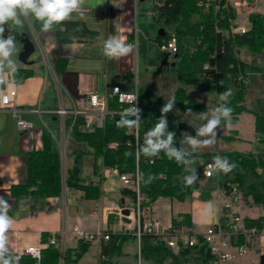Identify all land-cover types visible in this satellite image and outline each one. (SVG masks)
<instances>
[{"label": "crops", "instance_id": "0c3cea01", "mask_svg": "<svg viewBox=\"0 0 264 264\" xmlns=\"http://www.w3.org/2000/svg\"><path fill=\"white\" fill-rule=\"evenodd\" d=\"M225 1L239 16L245 13L248 17L251 13H263L262 6L257 5L258 0L249 1V7L240 5L241 0H236L235 3ZM158 6L159 0H85L83 16L73 13L69 20L55 25L51 31H43L40 22L34 20L25 21L23 27H18L35 46V52L28 59V63L19 61L16 65L17 70L28 71L30 76L23 83H17L13 73L9 74L5 69V77L11 82L8 89L19 115L32 122L33 129L26 133L19 131L17 115L11 109L2 108L0 91V197L11 205L8 216L13 224L7 233L11 254L30 246L45 247V233L50 237L56 236L59 242L64 243L65 249H77L83 240L75 237V228L91 233L113 232L137 241L131 235L124 217L116 211L123 207L119 204V192L127 186L115 169L104 170L102 198L98 201L81 200L78 208L67 205L66 190L62 197H25L15 200L11 196V188L26 182V155L42 149L44 131H50L57 139L64 164L63 172L66 173L67 165L72 162L67 154L82 146L70 136L72 125L70 129L65 124L62 125L58 114L61 108L68 111L66 118H73L75 111L87 108L88 95L109 94L116 86L124 93H133L140 88L155 93L151 80L161 74V78H164L161 65L177 68L176 56L164 54L159 48L165 36L174 32L171 26L158 19ZM73 23L77 24L73 26ZM235 23L237 24L236 21ZM233 27L236 28V25ZM58 31L63 34L62 38L69 39L70 42L59 43L56 38ZM29 33H32V37ZM114 35L133 46L127 56L110 59L103 54L104 41ZM15 41L21 43V40ZM38 50L41 53L40 58H33ZM172 56L174 61L170 63ZM59 59L64 60L66 65L57 71L56 63ZM258 68V72L248 76L246 105L248 103V108L264 113V71ZM188 96L203 104L201 100L189 94ZM196 97L200 96L197 94ZM180 118L183 123L190 125L184 118V112H180ZM221 125L224 126L222 136L225 141H219L217 148L208 147L207 150L214 153V157L221 156L222 152L257 154L259 150L264 151V144L257 142L254 114L245 112L230 127L225 123ZM212 159L203 160L200 187L189 199L180 202L160 198L144 210L145 221L158 220L163 227H168L179 215L188 214L192 228L186 229L194 235H203L209 227L215 225L220 217L216 181L203 175L204 163ZM239 209L244 220L264 217V206L243 204ZM89 243V250L77 264H102L101 247L107 241L99 239ZM116 254L122 257L123 252ZM137 254L138 252L136 256ZM263 256L264 235H260L255 240V248L241 258L240 264H261Z\"/></svg>", "mask_w": 264, "mask_h": 264}, {"label": "trees", "instance_id": "16d2710c", "mask_svg": "<svg viewBox=\"0 0 264 264\" xmlns=\"http://www.w3.org/2000/svg\"><path fill=\"white\" fill-rule=\"evenodd\" d=\"M157 11L158 19L173 29L178 44L177 73L181 86L174 94L175 107L166 116L169 130L176 133V147L181 146L180 140L184 136V132L179 128L183 123L180 112L185 113L190 108L192 113H198L206 109L203 104L188 96L186 90L188 86L201 87L217 95L231 89L232 95L227 102V106L232 108L231 123H236L238 116L242 113L254 114L257 142L263 145L264 113L247 107L248 86L243 81H238V77L241 75L248 79L249 74L259 71L258 67L242 58L241 48H248L253 54L264 51V15L251 13L250 28L245 33H236L232 30V22L236 20L237 13L234 8L226 5L225 0H159ZM5 26L11 27L10 35L15 40H21L23 33L18 30V27L12 26L11 22ZM62 35L59 31L56 33L59 43L70 42L69 39L62 38ZM168 38L169 35H166L165 39ZM207 63L217 65L218 74L215 81L205 78L204 66ZM65 65V61L59 59L56 70L63 69ZM13 75L15 82L23 83L30 73L17 70ZM138 93L142 110L140 133L144 135L158 122L161 116L160 109L168 101L145 88H140ZM220 103L223 102H218L217 107ZM118 107L116 101L109 103L110 110H117ZM119 119V113L109 114L102 128L87 131L84 129L82 118H79L72 128V118H66V128H71L70 136L82 147L67 154L72 162L67 165L65 174L59 143L50 131H44L42 149L26 155V182L13 186L11 196L15 200L25 197L46 199L62 197L64 190L72 189L80 191L86 200L98 201L104 195L102 186L105 182L104 170L106 169H117L120 174L133 177L138 173L140 192L149 199V202H142V210L150 208L160 198L183 202L199 189L202 176L200 160L201 158L210 159L211 155H203L199 151L194 154L195 163L192 168L196 170L198 179L191 185H185L183 177L189 173L184 171L182 165L169 160L163 152L153 158H146L143 154H139L137 164L135 147L130 144L134 142V135L130 129L116 126ZM113 144L116 146L111 147ZM221 157H226L229 162L237 165L231 172L223 173L221 185L224 187L237 185L245 203L251 206H264V151L259 150L257 154L222 152ZM86 164H88L86 167L88 171H85ZM141 174H143L142 178ZM150 175L155 179L147 183ZM119 195L121 206L131 208L136 206L137 192L134 188H123ZM261 221L262 218L246 219V228L260 227ZM172 225L192 228L191 217L188 214L179 215L173 219ZM109 233L110 240L101 247L102 264H116L111 259L121 251L122 244L127 238L113 232ZM131 235L135 236V230L131 231ZM49 237V234H43V242L47 243ZM89 247V242L82 241L77 249L67 248L63 264H77ZM140 249L142 264H209L212 258L202 238L199 245L185 247L180 253L175 254L158 236L143 233ZM18 263L61 264L60 248L52 245L45 246L40 262L31 257H22ZM261 264H264V256L261 258Z\"/></svg>", "mask_w": 264, "mask_h": 264}, {"label": "built area", "instance_id": "2783aa9c", "mask_svg": "<svg viewBox=\"0 0 264 264\" xmlns=\"http://www.w3.org/2000/svg\"><path fill=\"white\" fill-rule=\"evenodd\" d=\"M240 5L249 7V0H241ZM4 28V36L7 37L10 35L11 27L4 25ZM232 30L236 33H245L247 31V29L244 27H232ZM159 48L164 54L176 56L178 53L176 35L174 33L170 34L168 39H165L160 43ZM204 70L206 71L205 78L207 80H216L218 74L217 65L207 63L204 66ZM4 79L5 83L0 84V91L2 92V108L13 110L18 118L19 131L21 133H26L33 129V123L24 120L19 115L12 98V93L8 89L9 85H11V82L8 81L7 77H4ZM238 81H243L244 84L247 86L249 85L248 79H245L241 75L238 77ZM114 89H119V92H115ZM120 93L124 92L120 87L116 86L109 94L93 93L88 95L86 98V103L88 105L87 108L79 111L77 110L73 113L72 126L79 118H82L85 130L91 131L96 128H102L107 115L120 113L122 110L132 106L131 101H129L126 97L122 98ZM127 94L138 97L136 106L140 108L138 90ZM111 101H116L118 103L119 107L117 110H110L109 103ZM58 114L61 118L62 125H64L68 111L63 107L58 111ZM131 133L134 135V142L130 144L135 147V155L138 164L139 154L137 149L142 146L141 144L144 140L145 134L143 135L140 133V125L138 129H132ZM115 146L116 144H113L111 147ZM212 163L213 160H209L204 163L203 175L207 179H214L216 181V191L220 204V217L219 221L215 225L209 227L203 235H194L184 226L173 227V225H170L168 227H163L158 220L146 222L144 219V212L143 217L141 216V212L144 211L141 209V204L142 202H149V199L140 192L138 173L135 177H133L132 175L120 174L118 170L115 169L123 184L127 187L134 188L137 192V204L135 207H121L117 209L121 216H123L122 211L124 209H129L131 211V216L129 219L131 217L134 218L130 223L134 224V227L130 228V231L135 230V237L138 241L137 264H142L140 242L143 233H149L158 236L175 254L180 253V251L185 247H195L199 245L200 238H202V240L207 244L212 256L209 264H240L241 258L249 254L255 248V240L260 235H264V217L259 224L260 227L254 226L251 229L246 228L245 220L242 217L239 209L241 202L243 201L241 190L237 185H229L227 187L222 186L220 180L223 172L217 173L210 169L208 166ZM74 235L77 239L83 240L85 242H93L99 239L109 241L111 238L110 233H104L102 231L91 233L78 228L74 229ZM48 245L58 246L60 248L61 264H63L66 250L64 243L59 242L56 236H51L48 239L46 246ZM43 249L44 246H30L21 249L12 255L18 258V262L22 259V257H31L40 262L42 259Z\"/></svg>", "mask_w": 264, "mask_h": 264}, {"label": "clouds", "instance_id": "9594fccd", "mask_svg": "<svg viewBox=\"0 0 264 264\" xmlns=\"http://www.w3.org/2000/svg\"><path fill=\"white\" fill-rule=\"evenodd\" d=\"M85 0H0V84L5 83V69L7 72L17 71L16 62L12 59L16 51L15 38L11 35L5 37L4 25L11 22L12 26L23 27L25 21L40 22L42 30L51 31L55 25L62 24L71 18L73 13L84 15ZM133 46L126 44L119 36H111L104 41L103 54L110 59H119L127 56L132 51ZM119 92V89H114ZM121 97H126L131 101L132 106L122 110L120 119L116 122L118 128L138 129L141 121L142 110L136 106L137 96L127 93H120ZM232 95L231 89L218 94L220 103L212 113H201L200 118L204 123L197 131L196 135H184L180 140L181 147H176V133L170 131L168 127L167 113L175 107V95H171L160 111L161 116L158 122L145 133L143 145L137 149L138 154H143L146 158L158 157L163 152L169 160H174L182 165L184 171L189 173L183 177L185 185L193 184L197 179L196 170L192 168L195 163L193 156L199 150L211 147L216 143L217 129L223 121L226 126H231L232 108L227 106L229 97ZM189 108L185 115H190ZM131 155V153H126ZM213 171L225 174L237 167L235 163L229 162L226 157L215 156L213 163L208 166ZM211 174V173H209ZM143 174H141V178ZM154 176H149L147 183H150ZM11 205L3 197H0V264H18V258L14 257L8 247L7 233L12 227L13 220L8 216Z\"/></svg>", "mask_w": 264, "mask_h": 264}, {"label": "rangeland", "instance_id": "374dc122", "mask_svg": "<svg viewBox=\"0 0 264 264\" xmlns=\"http://www.w3.org/2000/svg\"><path fill=\"white\" fill-rule=\"evenodd\" d=\"M229 1L231 3H235L236 0H229ZM257 3H258L257 4L258 6H262L261 10L263 12L262 14L264 15V0H258ZM245 15H246V13L243 16L237 15L236 20H234L232 22V27L235 24L236 27L237 26H243V27H246V29L248 30L250 28L251 24L249 22L248 15H246V16ZM235 21L237 22V24L235 23ZM29 35H31V37H32V33H29ZM15 43H16V51L13 54L12 59L16 62V65H17L20 63L18 59H19V54L23 48V45L19 41H15ZM188 49H190V48H188ZM241 55H242V58L244 60H246L249 64L256 65L264 71V51L261 53H258V54H253L248 48L242 47L241 48ZM36 56H37V58L38 57L40 58L41 53L39 50L37 51L36 54L33 55V58ZM161 56H163L162 53H161ZM173 61H174V57L172 56V57H170V63H173ZM161 70H162L161 72L164 73V78L163 79L161 78L162 74H161V76L157 75L156 77H154L151 80V86L155 92L154 94H156L157 96H160L164 100L168 101L169 98L171 97V95L175 94L178 86L179 85L181 86V83L179 81V76H178L176 67L170 66L169 68H166L165 66L161 65ZM197 88H200L198 92H196ZM187 91H188V94L190 96H192L193 98H197L198 100H201L206 107V109L204 111H201L198 113H191L190 115H187V116L184 114V118H185L186 122L190 123L191 127L196 132L204 123H206V121H204L200 118L201 113H208L210 115L212 113V111L217 107V103L220 101L218 99L217 93H211V92L205 91L201 87L188 86ZM197 94H198V96L203 97L204 99H202L200 97H196ZM253 98L254 97H252V99ZM249 104H251V103H249ZM247 105H248V103H247ZM223 133H224V126L220 125V127L217 129L216 143L211 147L217 148L219 146V141L223 142V140H224L223 136H222ZM184 135H188V134L186 132H184ZM143 141H142L141 145H143ZM64 144H65V141H64ZM207 150H208V147L199 150V152H202L203 155H207V154L211 155L210 159L214 158V153H210ZM63 151H64V148H63ZM203 160H205V159L201 158V160H200L201 164H202ZM85 166L87 167L88 164H86ZM86 167H85V171H88V168H86ZM65 196H66V203L69 207L74 206V207L78 208L77 205L79 204V201L85 200L82 197V193L80 191H77V190L69 189L66 191ZM189 198L190 197H188V199ZM243 204L248 205L247 203L244 202V200L241 202V205H243ZM143 212L144 211L141 212L142 217H143ZM133 219L134 218L131 217V220H133ZM136 222H137V220H136ZM135 225H136V223H135ZM127 227L133 228L134 224H129V225H127ZM121 251L123 252L122 257H118V255L115 254L111 259L112 262H114L116 264H137L138 261H137L136 253L138 252V244H137V241L135 239L130 238V237L128 239H126L122 244ZM90 258H91V256H89V259Z\"/></svg>", "mask_w": 264, "mask_h": 264}, {"label": "water", "instance_id": "95a60500", "mask_svg": "<svg viewBox=\"0 0 264 264\" xmlns=\"http://www.w3.org/2000/svg\"><path fill=\"white\" fill-rule=\"evenodd\" d=\"M21 43L23 44V50L22 52L19 54V61L23 64H27L28 63V59L31 57V55L35 52V46L34 44L29 40L28 36L26 34H23L22 39H21ZM166 60H167V56H166ZM180 130L182 132H186L190 135L195 136L196 132L195 130L188 124L186 123H181L179 126ZM116 211L118 212V210L116 209ZM122 215L124 216V221L128 224L131 223V219H129V217L131 216V211L129 209H124L122 211Z\"/></svg>", "mask_w": 264, "mask_h": 264}, {"label": "bare ground", "instance_id": "6f19581e", "mask_svg": "<svg viewBox=\"0 0 264 264\" xmlns=\"http://www.w3.org/2000/svg\"><path fill=\"white\" fill-rule=\"evenodd\" d=\"M131 219V218H130Z\"/></svg>", "mask_w": 264, "mask_h": 264}]
</instances>
